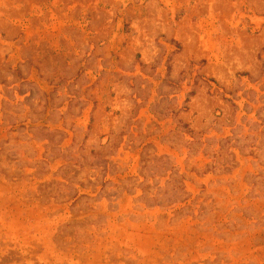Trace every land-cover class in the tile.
Wrapping results in <instances>:
<instances>
[{
  "label": "rangeland",
  "instance_id": "1",
  "mask_svg": "<svg viewBox=\"0 0 264 264\" xmlns=\"http://www.w3.org/2000/svg\"><path fill=\"white\" fill-rule=\"evenodd\" d=\"M0 264H264V0H0Z\"/></svg>",
  "mask_w": 264,
  "mask_h": 264
}]
</instances>
